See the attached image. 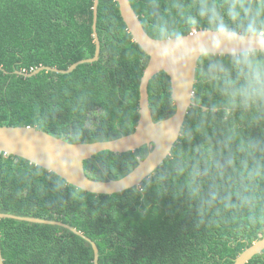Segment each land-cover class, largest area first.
<instances>
[{
    "label": "trees",
    "instance_id": "16d2710c",
    "mask_svg": "<svg viewBox=\"0 0 264 264\" xmlns=\"http://www.w3.org/2000/svg\"><path fill=\"white\" fill-rule=\"evenodd\" d=\"M130 1L143 19L145 0ZM93 6L94 0H0V126H33L36 110L42 111L55 96L65 111L42 130L58 137L69 122L74 127L68 106L83 89L91 94L89 111L108 110L106 135L118 138L115 120L127 115L131 128L123 129L124 135L135 131L147 59L117 0H99V60L79 64L68 73L42 70L24 75L42 65L67 69L94 57ZM159 75L163 78L164 71ZM65 88L71 95H64ZM161 89H166L163 81ZM148 90L151 99V86ZM173 114L162 106L153 119ZM93 138L95 134L86 133L81 142H95ZM147 150L145 144L127 152L101 151L85 160L86 173L95 180L117 179L125 173L128 159ZM47 174L30 176L25 158L0 151V211L76 227L98 245L99 264H233L264 236V225L251 230L236 226L196 230L187 205L171 194L158 195L154 187L143 193L129 189L73 200L70 189L53 194ZM44 187L47 191L41 192ZM0 242L5 264H94L92 244L58 224L1 218ZM246 264H264V250Z\"/></svg>",
    "mask_w": 264,
    "mask_h": 264
},
{
    "label": "clouds",
    "instance_id": "9594fccd",
    "mask_svg": "<svg viewBox=\"0 0 264 264\" xmlns=\"http://www.w3.org/2000/svg\"><path fill=\"white\" fill-rule=\"evenodd\" d=\"M128 29L147 59L140 88L151 86L153 95L136 111L148 121L138 140L148 150L126 161L125 173L117 176L120 190L143 193L154 187L160 196L171 194L187 205L196 230L264 225V0H145L144 18ZM64 95H71L67 88ZM91 99L79 90L68 106L75 125L69 122L56 138L66 150L85 156L78 145L86 133L95 134L97 144L117 147L114 136L106 135L108 110L89 111ZM162 106L175 115L154 120ZM64 111L54 96L36 110L32 127L13 131L52 140L41 129ZM127 128L128 115L115 120V137L122 141ZM31 153L33 158L25 156L27 174L49 173L53 194L70 189L71 198L80 201L101 194V180L87 177L92 188L75 183L57 170L55 156ZM59 167L73 173L76 165L59 162Z\"/></svg>",
    "mask_w": 264,
    "mask_h": 264
},
{
    "label": "water",
    "instance_id": "95a60500",
    "mask_svg": "<svg viewBox=\"0 0 264 264\" xmlns=\"http://www.w3.org/2000/svg\"><path fill=\"white\" fill-rule=\"evenodd\" d=\"M117 1L119 3V9H120L121 15L127 27L129 24L130 26L134 28L136 20L140 19V17L138 16L137 12L133 8L131 1L130 0H117ZM98 5H99V0H94L93 29H94V38H95V43H96V51H95L94 57L81 59L75 62L74 64H72L67 69H60L57 67L42 65L32 70L31 72H24V75L33 76V75L38 74L42 70H50V71H55L58 73H68V72L73 71L79 64L87 63V62H94V61L99 60L100 54H101V40L99 38L98 31H97ZM137 35L140 36L142 34L137 33ZM141 38L144 39L145 42H147L146 36L141 37ZM133 39L138 43V39L136 36H133ZM147 66L144 70V74L147 70ZM161 71H164V70L161 68L159 72ZM148 95H149V90L148 89L145 90L143 87H141L140 88V105L141 106L147 102ZM172 116L166 119H170ZM147 126H148V121L142 119L140 116L138 123H137V127L135 128L134 132L124 135L122 141L120 138L114 139V143L117 145V147H115L114 150L111 148L112 145H105V144L100 145V144H97L96 142H80L78 147L82 148V150L86 152V156H85L79 153H75L73 151L66 150L62 145L58 144V142L56 141L57 136H54L48 133L47 131H45L47 135L49 137H53L54 139L52 140H48L46 138L42 139L38 136L29 137L26 133H20L19 131H13L14 129L18 130L21 128H30L32 126L3 125V126H0V151L8 155H15V156L22 157L25 159H26L25 156L29 158H33L31 152H41V151L46 152L56 157L58 171H60L62 174L67 175L68 178L72 180L73 182L84 183L85 186H87L88 188H92L93 183L91 181L86 180L87 177L89 179H92V178H90L86 173L85 160L91 158L93 155L101 151H104V150H110L113 152H127V148L129 147L133 148L131 150H136L142 147L145 144L140 145V143H138V140L140 136L143 134L144 129L147 128ZM143 139L146 141L148 137L146 135H143ZM92 145H94L93 146L94 151H89V147H91ZM102 147H105V148H102ZM41 155H43V153H41ZM59 162H63L66 168L69 166V164L76 165V168L73 170V173H63V169L59 167ZM99 183L103 185L101 194H113V193L121 192L120 190L121 185L119 184L118 179H111L107 181L101 180L99 181ZM1 218H13V219L25 220V221H30V222L58 224V225L64 226L68 228L69 230L73 231L75 234L85 238L87 241H89L92 244V247L94 249V264H99L100 252H99L98 245L96 244L95 241H93L91 238L86 236L82 231L78 230L74 226H71L62 221L31 217V216H20V215H15V214L4 213L0 211V219ZM263 250H264V236L256 240L255 242H253L239 256H237L233 264H246L256 254L261 253ZM0 264H5L4 257L2 254V249H1V242H0Z\"/></svg>",
    "mask_w": 264,
    "mask_h": 264
}]
</instances>
